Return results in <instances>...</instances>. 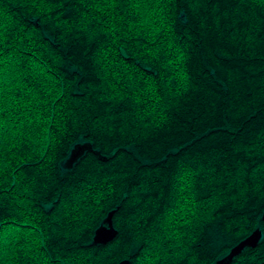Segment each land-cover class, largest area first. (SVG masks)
Masks as SVG:
<instances>
[{
	"label": "trees",
	"instance_id": "16d2710c",
	"mask_svg": "<svg viewBox=\"0 0 264 264\" xmlns=\"http://www.w3.org/2000/svg\"><path fill=\"white\" fill-rule=\"evenodd\" d=\"M263 211L264 0H0V264H214L257 228L231 264H264Z\"/></svg>",
	"mask_w": 264,
	"mask_h": 264
},
{
	"label": "water",
	"instance_id": "95a60500",
	"mask_svg": "<svg viewBox=\"0 0 264 264\" xmlns=\"http://www.w3.org/2000/svg\"><path fill=\"white\" fill-rule=\"evenodd\" d=\"M92 150V146L89 143H77L72 148L68 159L66 160L64 166L67 168H72L74 164L79 160L81 156L87 151ZM113 211L109 212L108 216L104 219L101 226H99L94 235V244H106L111 241L116 235L117 230L113 226L112 217ZM264 221V211L262 215ZM262 237V230L257 228L248 237L237 243L231 248L229 253L223 258L217 260L214 264H231L233 259L239 255L246 247H256ZM118 264H130L129 259H124Z\"/></svg>",
	"mask_w": 264,
	"mask_h": 264
}]
</instances>
